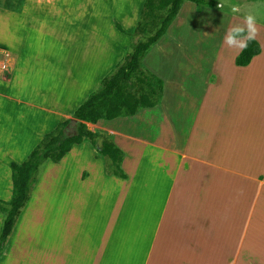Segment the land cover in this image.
<instances>
[{
    "label": "crops",
    "instance_id": "obj_1",
    "mask_svg": "<svg viewBox=\"0 0 264 264\" xmlns=\"http://www.w3.org/2000/svg\"><path fill=\"white\" fill-rule=\"evenodd\" d=\"M144 2L133 13L125 0L96 2L71 20L36 0L0 8V52L11 58L0 81L1 201L12 197L11 164L74 120L125 57ZM208 12L184 3L145 56L164 83L159 106L84 123L124 153L127 179L106 176L88 142L46 163L0 264H264V26L261 53L237 67L242 50L226 35L209 54L194 50L190 27L213 37Z\"/></svg>",
    "mask_w": 264,
    "mask_h": 264
},
{
    "label": "trees",
    "instance_id": "obj_2",
    "mask_svg": "<svg viewBox=\"0 0 264 264\" xmlns=\"http://www.w3.org/2000/svg\"><path fill=\"white\" fill-rule=\"evenodd\" d=\"M7 2L8 0L6 4ZM22 2L24 0H17L15 7L0 5V8L14 10L19 8ZM186 2L193 3L200 13L206 8H213L216 1L145 0L138 25L134 33L129 35L132 41L127 54L73 114V119L80 121L76 133L67 135L71 121L61 123L55 131L42 138L23 163L11 164L12 197L9 202L0 200V212L3 214L0 254H3L8 245L16 222L38 182L42 167L49 162L58 164L75 145L90 143L96 150L97 157L103 161L106 176L127 179L122 169L124 153L114 145L110 135L104 132L92 133L84 123L96 124L100 120L131 117L143 109L160 105L164 83L145 69L143 60L152 47L166 35ZM115 26L121 33L126 34L119 24L115 23ZM246 35L245 31L244 36ZM260 53L259 43L252 39L236 58L235 65L246 67Z\"/></svg>",
    "mask_w": 264,
    "mask_h": 264
},
{
    "label": "rangeland",
    "instance_id": "obj_3",
    "mask_svg": "<svg viewBox=\"0 0 264 264\" xmlns=\"http://www.w3.org/2000/svg\"><path fill=\"white\" fill-rule=\"evenodd\" d=\"M0 0V5H8L15 7L17 0ZM44 3H48V17L56 18L58 15L66 16V19H74L77 15L79 9L90 4H95L96 2H105L108 0H36ZM139 0H125L126 8L130 13H133L137 6ZM215 5L213 8H206L210 12L206 13L204 19H208L207 22L214 23V25H209L212 31H208V34L213 32L212 38H198L199 26L190 27L188 33L194 35L193 44L194 50L206 49V53L211 52L216 46H220L223 43V36L227 34L228 30L234 26L243 27L245 24V17L247 15H252L255 17V26L257 28V33L260 32V27L264 26V0H215ZM218 3L222 4V7H218ZM233 6L238 7V11H233ZM84 8H82V11ZM125 13V12H123ZM206 23V22H205ZM205 27V26H204ZM185 28V27H184ZM222 31L224 34L222 35ZM138 40V39H136ZM202 46V47H201ZM209 54V53H208ZM198 59V55H194ZM261 63L255 62L254 67L256 68ZM161 66V65H160ZM146 69V68H145ZM161 71L167 73V70L159 67ZM4 81V80H0ZM55 131V130H54Z\"/></svg>",
    "mask_w": 264,
    "mask_h": 264
},
{
    "label": "clouds",
    "instance_id": "obj_4",
    "mask_svg": "<svg viewBox=\"0 0 264 264\" xmlns=\"http://www.w3.org/2000/svg\"><path fill=\"white\" fill-rule=\"evenodd\" d=\"M222 4L218 3V7H222ZM233 11H238L237 6H233ZM245 24L247 27V35L244 36L245 28L240 26H234L230 28L225 36V43L229 47H236L240 50H244L247 48L248 41L254 39L257 35V28L255 26V17L252 15H247L245 17ZM238 37H243L238 39Z\"/></svg>",
    "mask_w": 264,
    "mask_h": 264
},
{
    "label": "built area",
    "instance_id": "obj_5",
    "mask_svg": "<svg viewBox=\"0 0 264 264\" xmlns=\"http://www.w3.org/2000/svg\"><path fill=\"white\" fill-rule=\"evenodd\" d=\"M10 55L6 52H0V80H7L10 76Z\"/></svg>",
    "mask_w": 264,
    "mask_h": 264
},
{
    "label": "water",
    "instance_id": "obj_6",
    "mask_svg": "<svg viewBox=\"0 0 264 264\" xmlns=\"http://www.w3.org/2000/svg\"><path fill=\"white\" fill-rule=\"evenodd\" d=\"M78 125L77 120H71L69 127L67 128V135H74L76 133V128Z\"/></svg>",
    "mask_w": 264,
    "mask_h": 264
}]
</instances>
